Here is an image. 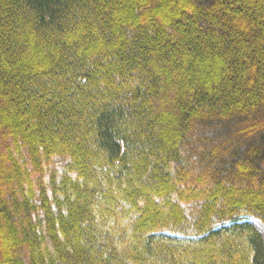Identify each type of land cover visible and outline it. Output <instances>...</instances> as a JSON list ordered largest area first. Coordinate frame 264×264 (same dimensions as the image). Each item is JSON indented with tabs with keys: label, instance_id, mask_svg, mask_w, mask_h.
I'll return each instance as SVG.
<instances>
[{
	"label": "trees",
	"instance_id": "1",
	"mask_svg": "<svg viewBox=\"0 0 264 264\" xmlns=\"http://www.w3.org/2000/svg\"><path fill=\"white\" fill-rule=\"evenodd\" d=\"M264 0H0V264H264Z\"/></svg>",
	"mask_w": 264,
	"mask_h": 264
},
{
	"label": "bare ground",
	"instance_id": "2",
	"mask_svg": "<svg viewBox=\"0 0 264 264\" xmlns=\"http://www.w3.org/2000/svg\"><path fill=\"white\" fill-rule=\"evenodd\" d=\"M253 224L257 227V229L259 230L262 238L264 239V227L262 224H260L259 222L257 221H254Z\"/></svg>",
	"mask_w": 264,
	"mask_h": 264
},
{
	"label": "rangeland",
	"instance_id": "3",
	"mask_svg": "<svg viewBox=\"0 0 264 264\" xmlns=\"http://www.w3.org/2000/svg\"><path fill=\"white\" fill-rule=\"evenodd\" d=\"M264 240V239H263Z\"/></svg>",
	"mask_w": 264,
	"mask_h": 264
}]
</instances>
